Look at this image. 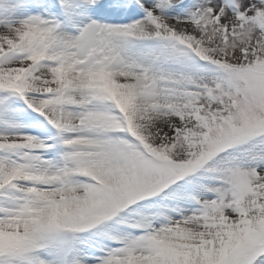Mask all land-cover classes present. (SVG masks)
I'll use <instances>...</instances> for the list:
<instances>
[{
    "label": "snow or ice",
    "instance_id": "6c2138e0",
    "mask_svg": "<svg viewBox=\"0 0 264 264\" xmlns=\"http://www.w3.org/2000/svg\"><path fill=\"white\" fill-rule=\"evenodd\" d=\"M0 264H264V0H0Z\"/></svg>",
    "mask_w": 264,
    "mask_h": 264
}]
</instances>
